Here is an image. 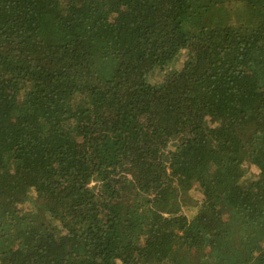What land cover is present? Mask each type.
<instances>
[{
  "label": "trees",
  "instance_id": "16d2710c",
  "mask_svg": "<svg viewBox=\"0 0 264 264\" xmlns=\"http://www.w3.org/2000/svg\"><path fill=\"white\" fill-rule=\"evenodd\" d=\"M0 264H264V0H0Z\"/></svg>",
  "mask_w": 264,
  "mask_h": 264
},
{
  "label": "rangeland",
  "instance_id": "374dc122",
  "mask_svg": "<svg viewBox=\"0 0 264 264\" xmlns=\"http://www.w3.org/2000/svg\"><path fill=\"white\" fill-rule=\"evenodd\" d=\"M184 56L185 54L183 53L181 56H180V59L176 62H174L168 69L165 70V73H168L172 70H175V69H180L181 66H182V63L184 61ZM152 81L153 82H157L161 79V76L160 75H155L152 77ZM259 174L258 170L256 167L252 166L250 167V171H249V177H256L257 175ZM193 197H195L196 200H201L202 199V196L200 195V193L198 192H193L192 193ZM193 211L194 210H191L190 211V214H193ZM189 213V211H188Z\"/></svg>",
  "mask_w": 264,
  "mask_h": 264
}]
</instances>
